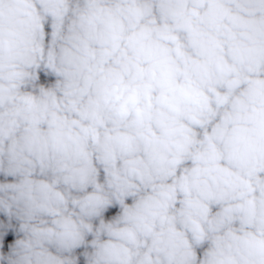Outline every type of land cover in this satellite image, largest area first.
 <instances>
[{
	"label": "clouds",
	"instance_id": "9594fccd",
	"mask_svg": "<svg viewBox=\"0 0 264 264\" xmlns=\"http://www.w3.org/2000/svg\"><path fill=\"white\" fill-rule=\"evenodd\" d=\"M0 264H264V0H0Z\"/></svg>",
	"mask_w": 264,
	"mask_h": 264
}]
</instances>
